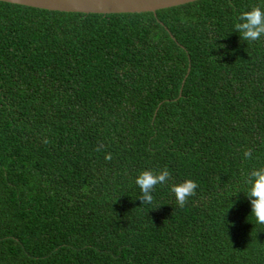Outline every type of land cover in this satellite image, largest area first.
<instances>
[{"label": "trees", "instance_id": "trees-1", "mask_svg": "<svg viewBox=\"0 0 264 264\" xmlns=\"http://www.w3.org/2000/svg\"><path fill=\"white\" fill-rule=\"evenodd\" d=\"M255 4L0 0V264H264L244 192L264 166V37L234 31ZM165 166L141 205L136 177ZM189 178L181 208L171 185Z\"/></svg>", "mask_w": 264, "mask_h": 264}, {"label": "clouds", "instance_id": "clouds-1", "mask_svg": "<svg viewBox=\"0 0 264 264\" xmlns=\"http://www.w3.org/2000/svg\"><path fill=\"white\" fill-rule=\"evenodd\" d=\"M234 31L238 32L241 39L246 42H255L264 37V5L255 4L248 10L241 11L235 19ZM47 142L45 139L44 143ZM244 156L250 159L252 149L246 150ZM106 159H111L110 153ZM170 180H172V174L167 166L163 169L141 171L135 180L140 188L138 199L141 201V205L151 204L156 186L167 185ZM245 182L249 186L244 192L251 202V215L255 217L256 222L264 224V166L254 168L247 175ZM198 186L197 182L190 178L171 185L170 190L175 194L179 207L183 208L189 197L196 195Z\"/></svg>", "mask_w": 264, "mask_h": 264}, {"label": "water", "instance_id": "water-1", "mask_svg": "<svg viewBox=\"0 0 264 264\" xmlns=\"http://www.w3.org/2000/svg\"><path fill=\"white\" fill-rule=\"evenodd\" d=\"M3 1V0H1ZM48 10L84 13L157 12L198 0H7Z\"/></svg>", "mask_w": 264, "mask_h": 264}]
</instances>
